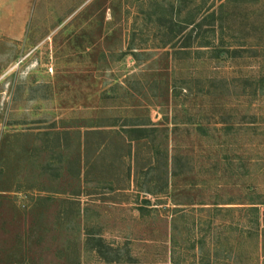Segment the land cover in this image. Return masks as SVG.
<instances>
[{
	"label": "rangeland",
	"instance_id": "1",
	"mask_svg": "<svg viewBox=\"0 0 264 264\" xmlns=\"http://www.w3.org/2000/svg\"><path fill=\"white\" fill-rule=\"evenodd\" d=\"M0 264H264V0H0Z\"/></svg>",
	"mask_w": 264,
	"mask_h": 264
},
{
	"label": "trees",
	"instance_id": "2",
	"mask_svg": "<svg viewBox=\"0 0 264 264\" xmlns=\"http://www.w3.org/2000/svg\"><path fill=\"white\" fill-rule=\"evenodd\" d=\"M220 6L223 5L221 4ZM216 21L217 14L215 10L207 12L200 19H198L196 14L190 13L182 20V22H179L177 18L171 19V23L174 27H172L169 32L170 38L167 43H176L181 38V35H184L182 37L184 40V46H181L183 48H189L192 43L196 42L197 47L212 49L216 56L221 55L224 52L232 54L231 56H236L240 52L237 49L230 50L229 48H224L222 46L216 47L214 38H211L212 36L214 37V34L216 33ZM189 26L191 27L188 29ZM135 131L141 132L142 130L139 129Z\"/></svg>",
	"mask_w": 264,
	"mask_h": 264
}]
</instances>
